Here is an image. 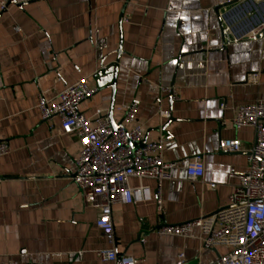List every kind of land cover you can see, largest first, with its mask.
I'll return each mask as SVG.
<instances>
[{
	"label": "crops",
	"instance_id": "obj_1",
	"mask_svg": "<svg viewBox=\"0 0 264 264\" xmlns=\"http://www.w3.org/2000/svg\"><path fill=\"white\" fill-rule=\"evenodd\" d=\"M15 1L0 12V139L10 145L0 158V264H112L97 254L109 249L138 264H178L181 254L184 264H217L229 248L205 250L199 229L188 237L157 230L230 204L240 182L230 172L245 171L256 140L253 128L236 129L233 120L240 106L264 102V35L249 39L264 23V1ZM225 27L243 39L225 45ZM118 60L113 94L99 86L98 73ZM252 75L258 85L249 83ZM82 79L97 90L80 105L86 117L100 109L109 114L113 104L115 123L141 126L146 144L173 135L164 161L196 155L204 161L202 180L190 182L179 167L160 194L156 180L131 178L130 187L149 188L151 200L113 207L115 245L73 181L79 138L63 134L58 117L43 121L38 109L41 92L55 101ZM133 102L137 119L128 123L118 109ZM161 111L171 117L162 118ZM223 139L241 141L242 152H220Z\"/></svg>",
	"mask_w": 264,
	"mask_h": 264
},
{
	"label": "built area",
	"instance_id": "obj_2",
	"mask_svg": "<svg viewBox=\"0 0 264 264\" xmlns=\"http://www.w3.org/2000/svg\"><path fill=\"white\" fill-rule=\"evenodd\" d=\"M29 1L22 0L24 3ZM11 3L12 0H0V12L7 11ZM263 32L264 23L251 32L249 39L256 41ZM223 35L225 45L243 39L232 37L229 27L223 29ZM249 83L258 85V76H250ZM96 92L97 90L89 87L86 79H82L67 86L55 101L47 99L41 92L38 109L43 121L58 117L63 134L79 138L82 149L73 181L79 187L85 204L97 208L96 226L108 242L115 245L113 207L117 204L130 205L151 200L149 188L130 187L131 178L156 180L160 194L162 183L172 180L174 169L185 168L187 179L195 183L204 178L205 167L200 155L174 162L164 161L161 154L164 146L173 140L171 134L162 135L158 140L143 145L141 126L114 129L106 109L98 110L93 117H86L81 112L80 105ZM220 107L225 109V103L222 102ZM118 110L124 113L128 123L136 121L137 103L121 106ZM160 116L170 118L171 113L161 111ZM233 124L236 129L253 128L256 140L248 151L245 171L230 172V176L238 177L240 182L230 196L229 206L205 218L179 225L161 226L157 232L161 235L188 237L194 229H199L205 250L219 246L229 248V252L220 257L217 264H264V102L240 106ZM219 149L224 154H237L242 152L243 146L239 140L223 139L219 143ZM9 153V143L0 139V158ZM209 187L214 189L216 185L210 184ZM158 211H164L160 199ZM82 254L83 252L78 253V260ZM97 254L103 262L112 264L139 262L133 257L119 256L115 249L99 250ZM74 258L75 254H70V259ZM184 263L185 256L181 254L178 264Z\"/></svg>",
	"mask_w": 264,
	"mask_h": 264
},
{
	"label": "water",
	"instance_id": "obj_3",
	"mask_svg": "<svg viewBox=\"0 0 264 264\" xmlns=\"http://www.w3.org/2000/svg\"><path fill=\"white\" fill-rule=\"evenodd\" d=\"M12 2H16L15 0H12ZM123 17V14H122ZM264 35V32L260 34V37H262ZM121 50L119 51L120 54ZM118 71H119V60L116 64H113L107 68L102 69L99 73H98V82H99V86H105L108 85V87L112 88L113 90V94H115L116 91V83H117V78H118ZM107 79H109L108 82ZM103 83V84H102ZM113 109L114 106L112 104L111 108H110V112L108 114V118L112 124V127L114 129H118L120 127H124L122 123L120 124H116L114 119H113ZM146 142L143 141V145H145Z\"/></svg>",
	"mask_w": 264,
	"mask_h": 264
}]
</instances>
